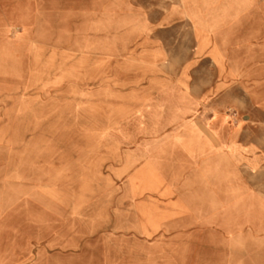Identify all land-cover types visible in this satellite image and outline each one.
<instances>
[{
    "label": "rangeland",
    "instance_id": "obj_1",
    "mask_svg": "<svg viewBox=\"0 0 264 264\" xmlns=\"http://www.w3.org/2000/svg\"><path fill=\"white\" fill-rule=\"evenodd\" d=\"M46 2L29 28L35 36L19 38L24 28H13L10 38L0 37V63L17 70L13 111L1 114L6 127L11 118L15 134L4 131V141L15 138L17 177L37 180L21 204L31 211L24 231L29 260L6 264H264V180L253 171L232 176L239 189L234 198L225 192L221 214L200 216L171 207L168 195L151 188L159 184L130 182L131 170H120L122 162L134 163L137 143L150 138L121 135L115 117L110 123L104 114L100 92L105 73L121 72L106 63L119 62L118 51L133 35L108 39L109 54L95 61L88 52L94 45L102 50L99 34L108 25L117 34L127 23L120 15H134L137 8L123 0ZM233 4H224L221 13L253 20L248 40L264 48V0ZM74 149L70 164L61 165ZM63 202L74 203V210L62 213Z\"/></svg>",
    "mask_w": 264,
    "mask_h": 264
},
{
    "label": "crops",
    "instance_id": "obj_2",
    "mask_svg": "<svg viewBox=\"0 0 264 264\" xmlns=\"http://www.w3.org/2000/svg\"><path fill=\"white\" fill-rule=\"evenodd\" d=\"M46 1L0 0V37L10 38L13 28H24L19 38L35 36L29 28ZM123 1L137 8L134 15H120L126 27L116 34L108 25L99 34L103 49L94 45L88 52L95 61L96 55L109 54L108 39L133 35L118 51L119 62L106 63L121 72L105 73L100 92L104 114H110V123L115 117L121 135L131 141L150 138L137 143L134 163L121 161L120 170H131L130 182L159 184L151 188L185 214L219 215L225 192L234 198L239 189L232 176L245 169L264 180V48L248 40L255 32L253 20L222 14L219 8L234 6L233 0ZM88 21L95 22V16ZM88 37L95 39V31ZM8 45L14 54V42ZM8 62L0 63V264L29 260L24 231L31 211L21 204L37 182L32 174L17 177L15 138L3 137L4 131L15 134L11 118L7 127L1 120L15 105L17 70ZM93 95L99 92L94 89ZM75 150L61 165L70 164ZM63 204L62 213L74 210V203Z\"/></svg>",
    "mask_w": 264,
    "mask_h": 264
}]
</instances>
